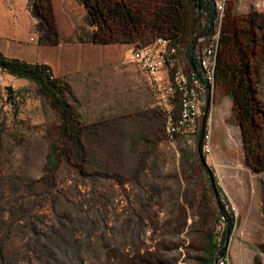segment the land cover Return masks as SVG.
Segmentation results:
<instances>
[{"label": "rangeland", "instance_id": "rangeland-1", "mask_svg": "<svg viewBox=\"0 0 264 264\" xmlns=\"http://www.w3.org/2000/svg\"><path fill=\"white\" fill-rule=\"evenodd\" d=\"M29 1L0 0V44L11 57L35 61L48 58L40 45L56 37H41ZM230 5L241 28V20L264 12V0H227L226 12ZM120 27L117 35L125 37L113 40L107 73L88 97L76 95L82 127L71 141L61 140L59 114L36 84L0 70V264H197L208 234L220 238L225 228L209 170L236 218L226 264H264V172L246 162L232 96L215 83L197 135L171 138L154 87L131 55L156 37L127 36ZM225 27L224 20L220 36ZM213 34L200 45L209 46ZM120 49L130 61L121 60ZM255 51L264 109V50ZM259 120L264 147V116ZM56 146L63 155L51 166Z\"/></svg>", "mask_w": 264, "mask_h": 264}, {"label": "trees", "instance_id": "trees-1", "mask_svg": "<svg viewBox=\"0 0 264 264\" xmlns=\"http://www.w3.org/2000/svg\"><path fill=\"white\" fill-rule=\"evenodd\" d=\"M87 9V19L91 26L89 37L84 38L80 34L77 37L64 38L66 42H94V43H109L117 40L115 37H125L117 35L123 24L127 36L135 37V32L127 11L120 0H79ZM185 2V10L180 17L174 13L177 23L183 29V33L187 31L189 26H197L202 30L204 35H208L214 30V19L216 17V3L213 0H183ZM30 10L33 16L38 19V27L43 30L41 37L47 35H55L53 42L63 40V37H58L56 28V19L52 0H30ZM207 16V23L201 25L203 16ZM238 16L234 13L233 5L225 10L224 19L226 27L223 29L220 36L217 51V70L216 82L221 88L225 89L233 98L236 108L242 118V132L245 142L246 162L258 172H264V152L263 142L260 133V118L264 116V109L258 98V85L260 77L254 66V58L256 55L255 47H260L264 50V12L254 13L249 20H241V23L246 21L244 28L240 27V23L236 21ZM222 21V22H223ZM249 21V23H248ZM52 26V28H50ZM204 26V27H203ZM202 27V28H201ZM196 28V29H197ZM51 29V31H49ZM54 29V30H52ZM200 32V31H199ZM200 32V33H202ZM81 33L84 31L81 30ZM199 33V34H200ZM175 37L172 35H159L171 39L178 46V55L182 49L183 42H191L195 37H185V35ZM221 34V33H220ZM260 36V37H259ZM46 37V36H45ZM154 40V42H155ZM201 40V39H200ZM197 41L190 69L185 70L186 73L195 72L199 69L198 51L202 47L201 41ZM192 44V43H191ZM137 47V46H136ZM133 50H135V48ZM132 50V51H133ZM191 51V46L189 48ZM0 70L7 74L20 79H26L36 84L38 91L45 96L51 106L59 114V134L62 141L72 140V132L77 127H82L81 114L74 101L78 102L76 93L72 85L65 79L56 76L53 67L47 62L28 61L25 59L9 57L0 49ZM213 86L210 84V88ZM7 98L15 107L16 101L14 93L16 92L13 85H7ZM181 93L178 92L177 100L175 101V113L180 114ZM184 131L180 130L178 133ZM177 133V134H178ZM175 134L174 137L177 135ZM186 134V133H185ZM206 130L201 128V141L199 142L204 158L206 154L203 151L205 143ZM183 135V134H178ZM183 137V136H182ZM61 149V150H60ZM63 155L61 146H56L50 160V165L53 166L56 159ZM204 166L207 167L203 159ZM215 187L212 186L214 196L217 203L220 205L221 214L227 216L225 220V228L219 238L218 233L210 232L205 240V246L200 256L196 258L197 264H214V260L220 252V257L228 256V245L224 247L226 231L230 230L232 234L236 218L233 213H229L226 209L224 200L226 195L223 188L218 184L216 177ZM224 249L221 251V249Z\"/></svg>", "mask_w": 264, "mask_h": 264}, {"label": "crops", "instance_id": "crops-1", "mask_svg": "<svg viewBox=\"0 0 264 264\" xmlns=\"http://www.w3.org/2000/svg\"><path fill=\"white\" fill-rule=\"evenodd\" d=\"M132 20L136 37H157L159 35H172L180 37L183 29L177 23L174 13L182 16L185 10L183 0H120ZM58 37H63L59 42H45L40 45L43 51H47L48 58L42 57L35 61L51 64L56 75L67 80L73 87L76 95L83 90L81 98L88 97L94 85L101 82L102 77L107 73V57H112L115 51V43H94V42H66L64 38L89 37L91 26L87 19V9L79 0H52ZM204 24L203 19L200 21ZM60 29H58V27ZM197 26H189L185 37H195L202 32ZM83 29L84 33H81ZM200 31V32H199ZM42 37H45L44 35ZM155 38L148 39V46L154 43ZM35 41V40H32ZM193 41V40H192ZM191 42H183L179 54L180 65L190 69ZM0 49L4 51L0 44ZM6 53V52H5ZM122 61H130V54L118 50ZM11 57L10 55L6 54ZM27 60V59H25ZM30 61V60H28ZM33 61V62H35ZM142 72V71H141ZM153 92L148 91L145 95L147 102H153ZM80 95V94H79ZM82 117V115H81Z\"/></svg>", "mask_w": 264, "mask_h": 264}, {"label": "built area", "instance_id": "built-area-1", "mask_svg": "<svg viewBox=\"0 0 264 264\" xmlns=\"http://www.w3.org/2000/svg\"><path fill=\"white\" fill-rule=\"evenodd\" d=\"M216 17L214 19V34L209 46H202L198 51L199 69L197 70L196 83L189 106V119H184V133L190 136L196 135V128L199 127V117L205 104L206 85H215L217 70V51L220 40L221 24L224 19L227 0H215ZM219 27L216 30V27ZM134 59L139 67L147 73L153 80V87L157 100L161 104L166 114V127L171 138L174 135L170 130L169 108L173 103L174 93L172 78L174 75V43L171 39L158 37L155 42L148 45H138L134 50ZM209 150L211 147L206 145ZM228 258H220L219 264H226Z\"/></svg>", "mask_w": 264, "mask_h": 264}, {"label": "bare ground", "instance_id": "bare-ground-1", "mask_svg": "<svg viewBox=\"0 0 264 264\" xmlns=\"http://www.w3.org/2000/svg\"><path fill=\"white\" fill-rule=\"evenodd\" d=\"M178 51H179L178 46L174 44V58H175L174 75L176 78H172L174 99H173L171 108H169L170 130L173 135L177 134L180 130L184 131V119H189L190 100H191V96L193 92V86L196 83V75H197L195 72H191V73L185 72L183 67L180 65ZM131 55H132V58H134L133 57L134 50L131 52ZM146 75L149 77L150 82L153 86L152 78L147 73ZM208 86H210V84L206 85L207 87L206 91L208 90ZM178 92L181 93V103H180V114L177 116L175 113V101L177 100ZM154 94H156L155 90H154ZM198 131H199V127L196 128V135ZM187 134L190 135V133H187ZM222 258H228V256L222 257Z\"/></svg>", "mask_w": 264, "mask_h": 264}, {"label": "water", "instance_id": "water-1", "mask_svg": "<svg viewBox=\"0 0 264 264\" xmlns=\"http://www.w3.org/2000/svg\"><path fill=\"white\" fill-rule=\"evenodd\" d=\"M199 4H201V0H199ZM202 36H204V33L202 32V33H200L193 41H192V44H191V51H190V61H191V63H192V57H193V52H194V49H195V46H196V43H197V41H199L201 38H202ZM210 91H211V89H210V86H208V97H207V100L209 99V94H210ZM201 141V136H200V140H199V142ZM199 147H200V144H199ZM200 149H201V147H200ZM201 151V158L203 159V161L205 162V164L207 165V163H206V159L204 158V155H203V153H202V150H200ZM209 175H210V178H211V182H212V184H213V187H215V180H214V178H213V174H212V172H211V170H209ZM220 206V205H219ZM221 210V209H220ZM223 218L225 219V220H227V216L225 215V214H223ZM230 238H231V233H230V230L229 229H227V231H226V238H225V244H224V247L225 246H227L228 244H229V242H230ZM224 247L221 249V251L224 249ZM219 254H220V252H219ZM214 264H218V256L215 258V260H214Z\"/></svg>", "mask_w": 264, "mask_h": 264}]
</instances>
